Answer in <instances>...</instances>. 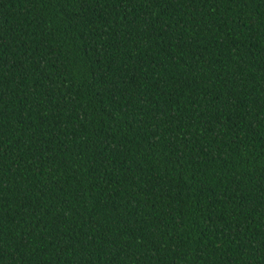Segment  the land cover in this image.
Masks as SVG:
<instances>
[{"label": "trees", "instance_id": "1", "mask_svg": "<svg viewBox=\"0 0 264 264\" xmlns=\"http://www.w3.org/2000/svg\"><path fill=\"white\" fill-rule=\"evenodd\" d=\"M0 264H264V0H0Z\"/></svg>", "mask_w": 264, "mask_h": 264}]
</instances>
